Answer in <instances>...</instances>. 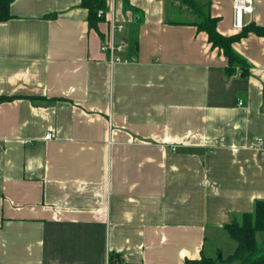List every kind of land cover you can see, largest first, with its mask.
Returning a JSON list of instances; mask_svg holds the SVG:
<instances>
[{
	"label": "crops",
	"instance_id": "1",
	"mask_svg": "<svg viewBox=\"0 0 264 264\" xmlns=\"http://www.w3.org/2000/svg\"><path fill=\"white\" fill-rule=\"evenodd\" d=\"M128 1L144 19L115 0L114 64L82 0H12L0 21V264H183L264 200V35L228 73L192 23L240 32L234 0ZM253 2L243 27L264 26Z\"/></svg>",
	"mask_w": 264,
	"mask_h": 264
},
{
	"label": "trees",
	"instance_id": "2",
	"mask_svg": "<svg viewBox=\"0 0 264 264\" xmlns=\"http://www.w3.org/2000/svg\"><path fill=\"white\" fill-rule=\"evenodd\" d=\"M12 0H0V21H5L11 17L10 4ZM189 3V0H182ZM125 8L133 12V23L141 24L143 22V12L125 0ZM82 5L89 10V24L97 28L101 21L97 16L98 9L105 7L104 0H82ZM201 9V8H200ZM199 19L193 22L199 31L206 32L212 48L218 49L228 59V73L235 71V66L240 65L243 74H247L248 63L234 49V43L247 36L250 31L258 35H264V26L250 25L241 28L240 32L233 35H224L218 30V17L212 16L208 10H202ZM225 229L228 236L236 242L235 250L227 256L218 251L216 256H207L203 254L199 258L186 259L183 264H264V200L256 202L254 212L242 213L234 217L232 221L226 224ZM261 239H259V237ZM119 257L110 256L109 264H118ZM120 264V263H119Z\"/></svg>",
	"mask_w": 264,
	"mask_h": 264
},
{
	"label": "built area",
	"instance_id": "3",
	"mask_svg": "<svg viewBox=\"0 0 264 264\" xmlns=\"http://www.w3.org/2000/svg\"><path fill=\"white\" fill-rule=\"evenodd\" d=\"M253 3V0H234L233 8L236 28L241 29L244 26L245 15L252 13L254 10ZM97 16L100 19H105L109 23L110 31L102 44V51L109 55L110 63L114 64L120 61H127V59L121 55L124 50V42L122 40L117 41L115 37L116 32H122L125 28L123 23H119L116 20L115 0H110L105 8L98 9ZM51 137L52 135L50 133L46 135V139ZM261 144L262 139L259 138L256 145L259 146ZM174 149L175 148H173V150Z\"/></svg>",
	"mask_w": 264,
	"mask_h": 264
},
{
	"label": "rangeland",
	"instance_id": "4",
	"mask_svg": "<svg viewBox=\"0 0 264 264\" xmlns=\"http://www.w3.org/2000/svg\"><path fill=\"white\" fill-rule=\"evenodd\" d=\"M225 241H229L230 243H233V244H235L236 242L234 240H231V238H229V237L227 239L225 238V240H223V241H220V243H221L220 245H221L222 252H223L224 256H227L228 255L227 253L230 252V249L232 248V245L229 244V243H227V242H225ZM210 245L211 244L208 241V244H207V247H206V253H207V255L208 256H216V255H214V253H212L213 250L211 249L212 246H210Z\"/></svg>",
	"mask_w": 264,
	"mask_h": 264
}]
</instances>
